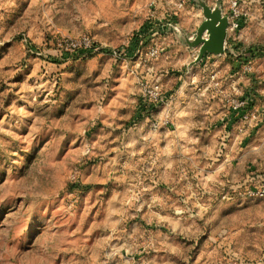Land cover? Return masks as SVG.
I'll list each match as a JSON object with an SVG mask.
<instances>
[{"label":"rangeland","instance_id":"1","mask_svg":"<svg viewBox=\"0 0 264 264\" xmlns=\"http://www.w3.org/2000/svg\"><path fill=\"white\" fill-rule=\"evenodd\" d=\"M205 1L230 21L229 0ZM241 7L225 53L194 64L200 47L174 25L132 57L121 52L163 13L194 35L204 20L194 0H0V264L263 259L264 198L237 190L264 174V0ZM87 40L91 54L50 56L51 43ZM249 48L261 52L245 56V71L234 59ZM232 85L260 111L248 138L239 120L224 121ZM155 86L163 102L132 122Z\"/></svg>","mask_w":264,"mask_h":264},{"label":"built area","instance_id":"2","mask_svg":"<svg viewBox=\"0 0 264 264\" xmlns=\"http://www.w3.org/2000/svg\"><path fill=\"white\" fill-rule=\"evenodd\" d=\"M191 0H176V6L178 9H183ZM230 8V21L233 19V26L239 27L242 25L241 17L244 15L243 9L241 7V0H229ZM239 20V21H238ZM227 44V43H226ZM94 44H90L88 40L85 42V46L81 47H67L71 51L79 48H91ZM151 59H156L160 56V48L156 46H151L148 52ZM245 71H252L254 68L253 63H248L245 67ZM233 86V85H232ZM146 100L150 103H161L163 102L162 91L159 86L146 87L145 88ZM228 102L230 110L235 114L237 120H239L245 127L240 128L242 136L247 137L249 134V129L253 127L259 119L260 111L256 106L251 104L250 98L240 87L233 86V96H228ZM253 183L241 185L239 194L248 198H264V180L252 179ZM264 264V256L261 261H255L252 264Z\"/></svg>","mask_w":264,"mask_h":264},{"label":"trees","instance_id":"3","mask_svg":"<svg viewBox=\"0 0 264 264\" xmlns=\"http://www.w3.org/2000/svg\"><path fill=\"white\" fill-rule=\"evenodd\" d=\"M177 19H178L177 15L170 14V13H163L158 19H151V18L148 19L146 22V25H143L140 31L134 34V37L131 39L130 45L122 48L121 52L123 50L124 53L127 55V57H132V55H134V53L137 50H139L141 47L147 46L150 43V41H152L153 36L162 35V34H170L172 32V26L179 25V21ZM51 44L55 46L57 51L56 52L53 51L52 53H50V56L55 57L57 59L58 57L65 56L64 60H66V56L68 57L70 54H74V53H77L78 55L91 54L96 48V45H93L91 48H79L74 51H69L70 49H68L67 47L61 49V48H58L57 45H55V43H51ZM229 44H232V43H229ZM60 46L64 47L63 45H60ZM64 50H67V51L65 52ZM239 52H241L240 53L241 58L238 57V60L234 59L235 64L237 62L242 63L245 61L248 63L250 59H253L256 54H260L261 51L259 49L249 48L244 53L241 50ZM51 60L53 61V59ZM57 62H60V61H57ZM247 96L250 98L251 104L254 105L255 99L251 97L250 93H248ZM152 104L153 103H150L148 101L141 102L140 103L141 109L139 110V113L136 114L138 115V117L135 116L134 121L132 120V122L137 123L142 118L146 116L149 117L152 112L151 108L154 107V105ZM254 177L257 179L264 180V174H261V173H254Z\"/></svg>","mask_w":264,"mask_h":264},{"label":"water","instance_id":"4","mask_svg":"<svg viewBox=\"0 0 264 264\" xmlns=\"http://www.w3.org/2000/svg\"><path fill=\"white\" fill-rule=\"evenodd\" d=\"M194 2L203 9L204 14V20L194 35L191 36L179 25H174L173 29L183 44L191 48L200 47L194 61L196 64L201 62L206 54L220 56L225 53L230 21L221 5L212 8L205 0H194Z\"/></svg>","mask_w":264,"mask_h":264},{"label":"crops","instance_id":"5","mask_svg":"<svg viewBox=\"0 0 264 264\" xmlns=\"http://www.w3.org/2000/svg\"><path fill=\"white\" fill-rule=\"evenodd\" d=\"M179 17H181V15H179L178 18H179ZM198 23H199V17L196 18V23H195V25L198 24ZM181 26H182L183 28L187 29L186 25L183 24L182 22H181ZM195 27H196V26H195ZM187 30H188V29H187ZM170 35H171V34H170ZM169 37H170V36H169ZM155 39L158 40L159 38L156 37ZM207 58H208V56L206 57V59H207ZM206 59H205V60H206ZM207 61H208V60H207ZM209 62H210V61H209ZM234 116H235V114H233L232 112H229V113L226 114V117H225L224 121H226V123L229 125V127H232V126L235 125V124H238V125L240 124L239 121L236 120V119H237L236 116H235V117H234ZM229 127H228V128H229ZM228 133H229V132H228ZM229 135H231V134L229 133ZM226 138H227V139H225L226 142L228 141V142L232 143V142H234V141L237 142L239 137H238L236 134H234V136H232V137H231V136L228 137V136L226 135ZM245 138H246V137H245ZM247 138H248V137H247ZM246 140H247V139H244V140L241 141L240 143L243 144V145H245ZM243 142H244V143H243ZM228 144H229V143H228ZM228 146H229V145H228ZM252 179H254V177H253V178H250L248 182H251ZM246 182H247V181H246ZM246 182L241 183L240 186L243 185V184H246ZM260 264H263V263H260Z\"/></svg>","mask_w":264,"mask_h":264}]
</instances>
